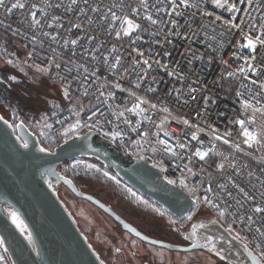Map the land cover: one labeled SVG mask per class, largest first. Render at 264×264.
<instances>
[{"label":"built area","instance_id":"1","mask_svg":"<svg viewBox=\"0 0 264 264\" xmlns=\"http://www.w3.org/2000/svg\"><path fill=\"white\" fill-rule=\"evenodd\" d=\"M14 2L16 0H5L9 7ZM19 2L25 3L26 7L14 9L12 13H7L0 8V31L27 45V53L32 50L31 37L35 35L36 49L41 57H55V62L60 64L59 69L53 66L51 74L45 75L46 78L52 84L61 85L63 89L69 87L72 94L69 100L65 98L63 90L64 108L50 118L40 120L41 125H51V128L47 127L52 132L67 128L75 122L77 112L75 107L78 105L83 107L82 123L89 122L88 117L93 111L104 112L107 121L113 123L109 124L104 118H99L100 124L93 131L109 143L112 151L122 158L139 159V155H144L145 159L141 161L151 167L153 163H156L157 167L153 168L163 179L175 180L174 185L189 195L193 205L181 219L175 218L165 208L141 195L114 172L106 170L96 161L102 171H108L110 175L116 177L123 188L126 190L131 188L132 192L136 193L137 199L142 201L147 199L152 207L163 211L176 222L185 221L189 215L192 216L199 210L210 211L225 230L229 224H232L231 235L235 237L239 232L244 238L242 243L248 244V248L260 258L264 250V237H261L255 229L260 228L264 231V215L255 214L253 216L255 223H252L250 227L246 226L249 223L246 219L247 215H253L251 212L253 205L239 191V188H244L246 192L254 196L256 204H264V168L255 165L241 153L243 147L239 142L241 130L235 121L253 119L254 123L247 125L249 131L257 126L264 127V114L254 113L252 108L247 111L243 108L245 100L250 101L256 108L264 106V89L259 87L261 83H264V44L257 42L254 50L243 46L247 43L245 36L251 37L255 42L256 37L264 34V27H261L264 25V0H251L250 5L248 0L243 2L235 0L237 8L242 9L236 13L216 8L211 0H189L190 4L198 6L178 7L176 11L182 13L180 16L174 13L171 16L168 15L167 13H172V7L166 0H162L161 12L158 17L154 16L160 20L158 25H150L147 21H141L140 16H136L137 22H141L146 30L134 33L131 38L119 39L114 33L109 34L107 22L102 21L97 14L89 11L88 16H78L75 12L66 13L63 7L59 9L54 7L60 2L67 6L70 0H19ZM89 3L92 6L99 4L105 11L113 3L118 6L125 5L123 11L130 14L132 8L139 6L140 0H89ZM147 3L156 5L157 0H147ZM33 4L48 13V16L41 18L43 24L51 23V16H58L61 17L59 22L64 27L50 29L45 26L40 30L30 28V6ZM80 6H83L82 2ZM35 10L31 9V11ZM151 11L155 13V8L153 7ZM89 17L92 18L91 24L88 23ZM216 17L220 19L217 20ZM233 17L236 19L233 20ZM170 20H176L179 27L172 32V35H167L172 30ZM225 21L237 23L239 27L226 25ZM77 23L82 25L81 29L72 27ZM69 28L71 31H68ZM13 29H18L23 35H14ZM42 32H50L53 35L59 32V37L56 41H52L49 37L43 36ZM89 35L95 37L91 46L86 39L80 41L83 47L78 45L74 50L64 49L61 46V38L76 39L78 36ZM137 35L142 39L133 44L131 41L136 40ZM40 41H43L42 48ZM114 45L118 52L113 55L121 56L118 72L110 71L103 59ZM95 48H99V52L96 53V60H93L87 52ZM137 48L144 53V56H137L134 51ZM137 59L141 61L139 66L135 64ZM144 59L150 60V69L142 64ZM26 62L29 66L33 64V60L28 58ZM35 63L43 64L45 61L37 58ZM249 65L254 66L256 71H247ZM85 67L88 69L87 73L84 72ZM241 68L245 70L242 72ZM69 69H71L70 74ZM142 69L147 71V76L142 80L140 87L136 88L135 84ZM229 73L234 75L230 76ZM61 78H66L67 83H62ZM253 80L256 84L252 83ZM116 82L121 83L123 88L136 92L137 96L143 100L157 105L156 109H150L148 105L142 104L141 107L147 110L138 116L125 112V118L132 121V126L137 127V132L141 134L147 132V137L142 138L141 135H137V132L129 131L128 126L123 123L124 118L116 119L119 114L117 106L119 111H123L125 108H132L135 103L134 97L127 91L111 87ZM191 88L197 89L192 94L195 96L194 100L187 95H182L180 100L176 99L175 90L182 89L184 93H187ZM85 91L88 93L87 96L84 95ZM101 91L106 95L102 96ZM110 92L115 93L114 99L108 97L107 93ZM237 92L242 95L238 96ZM184 100L188 102L183 103ZM257 100L260 101L259 104L256 103ZM163 108H168L169 111L165 113L162 111ZM145 117H150V120ZM185 119L189 121V125L182 122ZM137 120L141 122L139 126L136 125ZM162 121L163 130H160L156 125L161 124ZM20 122L19 119L9 121L10 124ZM116 124L127 132L124 148H121L118 142L114 143L104 137L99 130L103 127L104 131H110ZM26 127L29 129L27 125ZM81 129L85 131L88 128ZM29 130L44 147L41 143L43 134L35 129ZM213 130L217 135H223L225 139H229L230 143L225 144L223 140L214 139ZM165 132L169 135L166 136ZM193 132L196 133L197 140L191 139ZM226 132L230 133V136L225 135ZM157 139L165 140L171 145L176 150L177 156L173 157L165 153L162 150L163 146L156 143ZM135 142H138L140 146L137 147ZM181 143L187 147L180 148ZM237 144L240 145L239 149L236 148ZM254 146L255 144L250 148ZM153 148L157 149L155 153ZM197 148L201 150L211 148L213 151L201 161L192 155ZM190 157L191 163H189ZM83 159L87 158H74L61 163L58 166H65L58 169V172L74 182L79 171L73 170L72 165L76 160ZM220 164L224 165L223 169L218 167ZM161 167L164 171H161ZM181 180L184 181L183 185L180 184ZM219 185L224 187L220 188ZM209 187L212 189L211 192L207 191ZM205 195L225 210L224 217H220L216 209L202 202ZM197 197L200 198L199 202ZM240 217L245 218L244 224L239 222ZM233 219H236V223H233Z\"/></svg>","mask_w":264,"mask_h":264},{"label":"water","instance_id":"2","mask_svg":"<svg viewBox=\"0 0 264 264\" xmlns=\"http://www.w3.org/2000/svg\"><path fill=\"white\" fill-rule=\"evenodd\" d=\"M18 136L28 141V149L20 147ZM40 147L36 136L24 123L22 128H8L0 121V238L5 240L0 246L10 264H100L99 254L59 199L57 188L60 185L111 217L124 231L144 243L172 252L201 250L227 264H257L256 254L234 239L215 217L196 219L182 233L187 244L174 245L145 236L99 199L79 190L72 180L58 172L57 166L74 158H90L175 218L181 219L193 205L189 195L176 185L168 184L157 170L137 158L116 155L109 143L93 130L87 129L59 143L49 150L55 155L41 153ZM194 229V239L201 241L196 247H193L194 239H186ZM28 233H31L35 250L27 239ZM206 237L213 238L220 256L203 246Z\"/></svg>","mask_w":264,"mask_h":264},{"label":"snow or ice","instance_id":"3","mask_svg":"<svg viewBox=\"0 0 264 264\" xmlns=\"http://www.w3.org/2000/svg\"><path fill=\"white\" fill-rule=\"evenodd\" d=\"M83 4V6H80V4ZM162 0H157V4L156 5H149L147 3V0H140V4L138 7L132 8L131 9V13H125L123 11V8L125 7V5H117L115 3H113L110 7L107 8V10L105 11L99 4H97L96 6H92L89 3V0H70V3L65 6L62 2L57 3L54 7L56 9H59L61 7H63L65 9L66 13H71V12H75L78 16H88L89 11L91 13L97 14L99 15L100 19L102 21H106L107 22V30L109 32V34L114 33L115 36L119 39L122 37H129L131 38L132 35L134 33L140 32V31H145L146 29L143 28L142 23L141 22H137V20L135 19L136 16H140L141 17V21H147L150 25H158V23H160V20L158 18H154V16L158 17L159 13L161 12V4ZM167 4H169L172 7V13H167V9H165V12L168 15H172L173 13L176 16H180L182 15L181 12L176 11V9L178 7L181 6H186V7H197L198 5L196 4H190L189 0H179V2H177V0H166ZM240 2H243V0H240ZM211 3L216 7V8H221V9H225L226 11L230 12V13H236L239 11H242V9L237 8L236 2L235 0H211ZM249 5L251 4V0H248ZM26 7L25 3H21L19 2V0H16V2L11 3V6L9 7L6 3L5 0H0V8H3L7 13H12V11L14 9H23ZM49 7H52V5H49ZM155 8V13H153L151 11L152 8ZM31 9H36L35 11H31ZM141 11H143V15H141ZM39 13V15H38ZM30 15H31V20H30V24L29 27L35 30H40L43 27H47V28H63V24L60 23V19L61 17L58 16H51V23H47L46 25L42 23V17H46L48 16V13L45 12L43 9H38L37 6L35 4L30 6ZM217 20L220 19V17H216ZM236 18L233 17V20H235ZM88 23L91 24L92 23V18L89 17L88 18ZM169 23L171 24V29L167 35H172V32L174 30H176L179 25L177 23L176 20H170ZM226 25H230L231 27L234 28H238L239 24L237 23H233L232 21H225L224 22ZM6 28L8 26H5ZM72 27H75L77 29H81L82 25L81 24H73ZM261 27H264V25H262ZM13 34L14 35H23V33H21L18 29H13ZM68 31H71V28L68 29ZM43 36L45 37H49L52 41H56L59 37V32L56 33V35H53L50 32H42L41 33ZM179 34V33H177ZM155 35V33L153 34ZM167 38V36L165 37ZM247 40V43L244 44L243 46L248 48V49H255L256 47V43H260V44H264V34H262L261 36H258L255 38V42L251 37L245 36L244 37ZM87 40V43L89 46H91L92 41L95 40L94 36H86V37H77L76 39H66V38H61V46L64 49H69V50H74L78 45L80 47H83V45L80 44L81 40ZM142 39L141 36L137 35L136 36V40H132L131 42L133 44L136 43V41ZM31 40L33 42V47L32 50L29 51L27 53V58L29 60H33V64L30 65V67H34L35 70L42 74V75H50L52 72V68L53 66L56 69L60 68V64L55 62V57H47V56H43L41 57V54L39 51H37L36 49V43H37V37L35 35H33L31 37ZM40 46L41 48L43 47V41H40ZM25 47H27V45H25ZM87 51V50H86ZM134 51H136V54L138 57H142L144 56V53L141 52L138 48L134 49ZM99 52V48H95L92 49L90 52H87L88 55H91L93 60H96V53ZM109 54L107 56H104V63L106 66H108L109 70L112 72H118L121 66V56L116 54L113 55L115 53L118 52V49L116 48V46L114 45L111 49L108 50ZM73 55H75V52L73 51ZM39 58L42 59L43 61H45V63L41 64V63H35V60ZM7 64L9 65H13L14 61L9 59L7 62ZM156 63H159V61H156ZM136 66H139L141 64V61L139 59L136 60L135 62ZM142 64L144 66H147L148 69L151 68V63L149 59H144L142 61ZM23 70V69H21ZM244 68H241L240 71H244ZM247 71L249 72H254L256 71L255 67L252 65H249L247 68ZM84 72L87 73L88 69L85 67L84 68ZM71 73V69H69V74ZM172 75H176V73H171ZM59 75V74H57ZM92 75H95V73H92ZM229 75H234V73H229ZM147 76V71L142 69L141 70V74L139 75L137 82L135 84L136 88H139L141 85L142 80ZM179 79H183L182 77H178ZM17 79V77L15 75H9L6 77V80L3 81L4 83L7 82H15ZM61 82L62 83H67V79L66 78H61ZM253 84H256V81L253 80L252 81ZM111 87L119 89L120 91H127L128 94L132 97H134L135 99V103L133 105L132 108H125L123 111H119V107L117 106V111L119 112L118 116H116L117 120H120L121 118L123 119V123L125 125L128 126V130L131 132H137V127H133L132 126V121L130 119L125 118V112H129L132 113L134 115H140L141 113L145 112L147 109L141 107L142 104L148 105V107L150 109H156L157 105L155 103H149L147 100H143L141 97L137 96L136 92L134 91H130L128 89H125L122 87L121 83L116 82L115 84L111 85ZM259 87L261 89H264V83H261L259 85ZM176 91V99L180 100L182 95H187V96H191L192 99H195V96H193L192 94L195 93L197 91V89L195 88H191L189 89V91L187 93H184L182 89H178L175 90ZM100 94L102 96L106 95V93H104L103 91L100 92ZM85 96L88 95L87 91H85L84 93ZM108 97L110 99H114L115 98V93H107ZM237 95L240 96L242 95L240 92H237ZM64 96L65 98L71 100L72 98V94L70 91L69 87H65L64 88ZM187 100H184L183 103H187ZM207 103V101H206ZM257 104L260 103L259 100L256 101ZM79 107V105L77 106ZM243 108L245 109V111H247V109L252 108L253 112H261L262 114H264V106L260 107V108H256L252 105V103L248 100H245L243 103ZM162 111H164L165 113H167L169 111L168 108H163ZM79 111L76 112V115L79 116ZM15 116V114H13ZM113 115H115V113H113ZM197 115H200V113H197ZM96 118V119H94ZM99 118H104L106 120L107 123L111 124L113 123L112 121H107L106 119V114L104 112H97V111H93L91 113V115L88 117V121L86 123L81 124L79 120H77L75 125H69L68 128H66L64 130V135L67 137H70L72 134L77 133L78 129L80 128H88L89 132H91L93 129H96L98 127V125L100 124V119ZM145 119L150 120V117H145ZM0 121H2L5 125L8 126V128H22L23 127V121H21L19 124H15V123H9V121L7 119H5L4 116H0ZM185 125H189V121L187 119L182 121ZM140 121L137 120L136 121V125L139 126L140 125ZM236 124H238L240 126V130H241V134L244 137V140L242 141V143L244 144H248L249 147L252 146V144H260L261 141L257 138V136L249 131V128L247 125L254 123L253 119H238L235 121ZM49 128H51V125H47ZM157 128H159L160 130H163V121L161 122V124L156 125ZM99 130L101 131L102 135L108 139H110L112 142L114 143H119V146L121 148H124L125 145V137L127 136V132H125L123 129H120L119 124H116L114 128H112L110 131H104L103 127H100ZM213 138L217 139V140H223V142L225 144H229L230 140L229 139H225V136L223 135H217L215 133V130H213ZM137 135H141L142 138L143 137H147L148 133L144 132V133H139L137 132ZM165 135H169V133L165 132ZM225 135L230 136V133H225ZM79 138V137H77ZM87 138V136H85V139ZM192 140H197L198 137L196 135L195 132L192 133L191 136ZM17 140L20 141V147L23 149H28L29 148V143L26 139H24L23 137H17ZM136 146L139 147V143L135 142ZM157 144L162 145L163 148L162 150L167 153L170 154L173 157L177 156V152L176 150L169 145L165 140H160L157 139L156 141ZM180 148H185L187 147L185 144H180L179 145ZM240 145L237 144L236 148L239 149ZM153 152L155 153L157 151V149L153 148L152 149ZM39 151L41 153H46V154H51V155H55V153H50L49 149L47 147H40ZM213 149L209 148L207 150H201L200 148H197L195 150V152L192 154L194 157H198L201 161L205 160L206 157L209 156V153L212 152ZM140 160H144L145 156L144 155H139L138 157ZM189 163H191V157L189 158ZM84 164V162L82 160H76L75 163L72 165L73 170H75L77 167H79L80 165ZM153 167H157L156 163H153L152 165ZM85 167L89 170H94L95 172H101L102 170L100 168H98L95 164H87L85 165ZM187 167V166H186ZM218 167L220 169L224 168L223 164L218 165ZM233 168H235V165H233ZM190 170V169H189ZM161 171H164V169L161 167ZM102 175L108 179L114 180L116 181V183H119V181L116 179L115 176H110L108 171H103ZM249 175H251V173H249ZM167 179V178H166ZM69 183L71 181H68ZM167 183L168 184H175L176 181L175 180H171V179H167ZM180 184L183 185L184 181L181 180ZM49 187H51V184H49ZM218 187L223 188V185H219ZM128 192H130L133 196H136L135 192H132L131 188L127 189ZM208 192H211L212 189L211 187H209L207 189ZM239 191L243 193L244 197L250 201L252 203V208H251V212L253 215H247L246 219L249 222L248 227L251 226L252 223H255V220L253 219V216L255 214H261L264 215V204H256L255 203V197L251 196L248 192H246L244 190V188L240 187ZM230 195V193H229ZM139 199V198H138ZM200 201V198L197 197V202ZM144 204L148 205V201H142ZM204 204L209 205L211 208L216 209L219 212L220 217H224L226 215V212L224 209H222L216 202H214L212 199H210L207 195H205L203 197V201ZM151 206V205H149ZM154 211L159 212L160 210L158 208H154ZM15 213H13V216L15 217ZM160 215L163 216L164 213L160 212ZM188 219H191V215L188 216ZM14 223L16 222V220L14 219L13 221ZM239 222L241 224L245 223V218L240 217L239 218ZM173 224L176 223L175 220L172 221ZM233 223H236V219H233ZM19 226V225H18ZM201 227H203V225H201ZM230 234L233 232V227L232 224H229L227 229H226ZM23 231V229H22ZM133 231H135V229H133ZM255 231L257 233L260 234L261 237H264V231H261L260 228H256ZM137 235H139V233H137ZM194 237H196V231L195 229L193 230V232L186 237V239H190L193 240ZM27 239L29 241L30 244H32L33 249L35 250V243L32 240V236L31 233H28L27 235ZM234 239L236 240H240L241 242H243V237L241 236V234L239 232L236 233ZM5 243L4 238H0V245H3ZM201 245V241L199 239H194V243H193V247L199 246ZM204 247H208L213 251H216V255L220 256L221 252L220 250L216 249V244L213 241L212 237H206L205 238V243L203 244ZM245 248H248L249 245L248 244H244ZM5 251H7V249H5ZM117 252L120 251L119 248L116 249ZM37 255H39V253L37 252ZM224 257L221 256V259H223ZM97 259H99V257H97ZM0 260H5V257L0 256ZM100 264H104L103 260H100ZM257 264H264V250H262L261 254H260V258L257 261Z\"/></svg>","mask_w":264,"mask_h":264},{"label":"rangeland","instance_id":"4","mask_svg":"<svg viewBox=\"0 0 264 264\" xmlns=\"http://www.w3.org/2000/svg\"><path fill=\"white\" fill-rule=\"evenodd\" d=\"M9 59L14 61L15 66L6 63ZM26 59L27 50L25 45L17 38L0 31V70L5 72L8 76L15 75L17 77L16 81L10 82V84L12 83V85H14L15 89H17L20 93V97L24 99L25 102H27L28 107H30L25 114H21L19 110L14 108V106L8 105L0 99V114L8 121H15L19 119L23 121L29 129L39 131L43 134L41 140L43 146L52 150L59 143L69 138L64 135V130L66 128L61 131L52 132L47 127V124L42 126L40 120L50 118L64 108L65 102L63 100V94H60L56 88H52L55 84H51L45 79V75L38 73L35 68L30 67L27 64ZM21 81H27L28 87H25L23 84L20 85L19 83ZM46 88H50L48 89L49 91L46 90ZM61 88L64 90L62 86ZM22 93L26 94L28 98L23 97ZM75 110L79 111L80 114L79 116L75 114V122L71 125H75L77 120L83 124V107H75ZM13 114H15V116ZM81 132H83V130L80 128L77 133L72 134L70 137ZM251 132L257 136L261 143H254L255 146L250 148L248 144L242 143L244 137L241 134L239 138V142L243 145L241 153H243L245 157L255 165L264 168V127L257 126ZM255 148L256 151H254ZM82 161L84 164L76 168V171L78 170L79 173L78 176L74 178V184L77 188L96 197L116 212H119L128 220L136 222L141 226H145L150 229L148 221L151 220L153 224H155L154 227L161 224L167 231H170L172 227L180 228L184 231L187 230L190 224L199 217L209 216L214 218L210 211L199 210L191 216V219H186L181 222L178 221L173 224V220H171L167 214L163 211H154V207H152V204L149 201L148 205L144 204L142 200L137 199L119 183L104 177L102 175L103 171L95 172L94 170H89L85 167L87 164H95L98 168H100L96 162L97 160L87 158ZM64 166L65 165L58 166L57 170L62 169ZM57 195L65 207L69 210L77 226L87 238L93 249L104 261V264H109L110 262V257L105 252L107 246L111 245L110 255L113 254L116 248L125 249L128 246H124L126 243L117 242L113 244L114 240H116V236L122 237L121 231L116 228L113 222L109 221V219L102 215L100 210H98L95 206L85 200L76 198L67 188L61 185L57 188ZM145 201H147V199ZM160 212H163L164 215L161 216ZM156 233L158 234L160 231L158 230ZM130 248L131 250H135L136 246L134 248L131 243ZM174 255L176 257H184V259H194V256L197 255L199 258L200 256L203 258L204 264H227L214 256L208 255L204 251H192L182 255ZM0 256L5 257V260H0V264H10L6 253L2 250L1 246Z\"/></svg>","mask_w":264,"mask_h":264},{"label":"flooded vegetation","instance_id":"5","mask_svg":"<svg viewBox=\"0 0 264 264\" xmlns=\"http://www.w3.org/2000/svg\"><path fill=\"white\" fill-rule=\"evenodd\" d=\"M112 209V208H111ZM99 210V209H98ZM113 210V209H112ZM117 215H119L122 219L127 221L133 227H135L139 232L148 236L150 238L161 240L163 242H167L174 245H185L187 242L183 239L182 233L183 229L174 228L172 227L170 231L165 230L166 228L161 224H158L157 227H154L155 224L151 220H149L150 229L146 228L145 226H141L136 222H132L122 216L119 212L113 210ZM101 212V211H100ZM109 221L113 222L117 229L121 231V236H116L114 243H126L124 246L127 247L124 249L119 248L120 251L117 252L116 249L112 255H110V247L111 245L107 246L105 252L110 257L109 264H204L203 258L194 256V259L185 258L184 257H176L174 254L182 255L188 252H172L166 249L158 248L153 245H149L147 243L142 242L136 237H133L128 232L124 231L119 224H117L111 217L106 215L105 213L101 212ZM160 231V233H156V231ZM124 240V241H122ZM132 241V242H131ZM131 243L133 247L136 249L131 250ZM201 251V250H198ZM197 251V252H198ZM159 252V253H157ZM192 252V251H191ZM196 252V251H195ZM208 255H211L207 253ZM213 256V255H211ZM179 258V259H178ZM216 258V257H215ZM193 259V260H192ZM218 259V258H217Z\"/></svg>","mask_w":264,"mask_h":264},{"label":"trees","instance_id":"6","mask_svg":"<svg viewBox=\"0 0 264 264\" xmlns=\"http://www.w3.org/2000/svg\"><path fill=\"white\" fill-rule=\"evenodd\" d=\"M7 76L8 75L5 72L0 70V99L8 105L14 106V108L19 110V112L21 114H25L27 112V110L30 109V107H28L27 102H25V100L20 97V93L18 92L17 89H15V87H14V85H12V83L10 84V82H7V83L3 82L6 80ZM45 79L48 81L47 78H45ZM19 84L20 85L23 84L25 87L26 86L28 87L27 81L26 82L21 81ZM52 88H56L57 91L60 92V94H63V90L61 88V85L56 86V84H55V86H53ZM48 89H50V88H46V90H48ZM22 94H23V97L28 98V96L26 94H24V93H22Z\"/></svg>","mask_w":264,"mask_h":264}]
</instances>
